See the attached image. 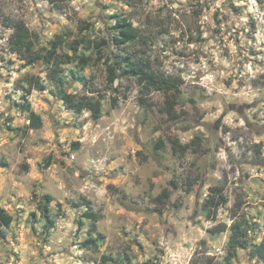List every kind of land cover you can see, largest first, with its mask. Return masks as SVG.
Segmentation results:
<instances>
[{"label": "rangeland", "instance_id": "374dc122", "mask_svg": "<svg viewBox=\"0 0 264 264\" xmlns=\"http://www.w3.org/2000/svg\"><path fill=\"white\" fill-rule=\"evenodd\" d=\"M115 14L140 39L125 49L105 43L104 57L128 53L172 91L131 76L108 85L100 62L74 69L84 86L71 77L74 65H62L66 91L103 95L93 121L63 107L41 56L58 35L111 40ZM15 23L39 54L31 65L8 47ZM36 78L44 91L32 88ZM23 95L41 128L24 130L27 115L15 107ZM0 157L8 164L0 206L13 218L0 226V264H100L101 256L109 264H225L229 227L239 221L255 229L229 264H263L249 249L264 239V0H0ZM215 186L227 203L208 220L202 204ZM44 196L55 221L48 234ZM88 209L98 216L93 233L81 219ZM221 225L225 232H209ZM89 238L95 248L85 247Z\"/></svg>", "mask_w": 264, "mask_h": 264}, {"label": "trees", "instance_id": "16d2710c", "mask_svg": "<svg viewBox=\"0 0 264 264\" xmlns=\"http://www.w3.org/2000/svg\"><path fill=\"white\" fill-rule=\"evenodd\" d=\"M51 1V0H49ZM63 2L64 0H58ZM111 31L113 32L111 40H92L85 42L82 40H73L72 42H66L61 35L56 36L50 46L45 50L41 56L44 63L48 66L47 77L52 82L56 89V93L59 101L63 107L72 111L75 114H81L88 112L93 121H98L102 116V100L103 95L99 94L97 97L87 94L77 95L65 90L66 84L64 69L62 65H74L73 69H70L72 79L77 82H81L86 85V79L83 76H79L77 71L84 70L89 67L93 62H100L105 67L107 73V84L112 85L121 76L134 77L139 83L143 85L145 89L155 87L156 89H162L165 92L172 91V83L166 79L159 77L150 71L147 63L140 59L134 58L132 55L126 53L125 56H120V60H111L103 55L102 48L105 43L111 44L116 48H126L131 44H135L139 41L140 35L136 27L133 26L126 17L115 14L112 17ZM92 25L86 21L81 24V29L84 31H90ZM13 31L8 39V47L11 53L15 54L25 65H31L39 59V54L34 50L33 40L30 31L22 23H15L13 25ZM83 49L84 52L80 50ZM87 52V53H85ZM96 56V58H94ZM74 69H77L75 71ZM32 88L38 92L45 90V85L36 78L32 82ZM23 102L16 104V109L27 115L28 124L24 130L28 129L36 130L42 127L40 117L32 110L30 102L27 100V96L23 95ZM112 105H115V100L110 99ZM168 107L173 110L175 107L174 102H169ZM196 141V140H195ZM195 141L191 142L194 143ZM78 146V144H75ZM157 148H161L162 144H157ZM189 146H184L187 149ZM7 161L3 157H0V168H7ZM190 189V185L188 186ZM168 198L166 191L157 198V201L162 203L163 200ZM43 201V202H42ZM42 201L38 204L41 219L44 220L43 230L45 234H48L50 229L54 227V218L50 216L47 205L52 201L50 196H44ZM227 203V198L223 195L222 187L215 186L208 189V194L202 204V211L205 214L206 219H214L217 210ZM76 207V206H75ZM81 219L91 221L90 232L95 231V222L98 219L96 213L88 209L83 212ZM13 218L0 206V226L9 227ZM79 226H82V221L78 222ZM254 226L247 221L234 222L230 225V236L227 244V254L224 258V263L229 262L236 257V251L246 249L248 245V234L254 231ZM227 230L225 225L216 226L209 230L212 235H216ZM264 231V224H263ZM85 247L95 248L96 241L89 238L85 242ZM249 256L252 259H256L264 264V239L257 245H252L249 249ZM111 258L108 256L100 257V264H109Z\"/></svg>", "mask_w": 264, "mask_h": 264}]
</instances>
